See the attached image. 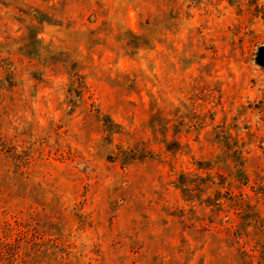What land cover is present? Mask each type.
Returning <instances> with one entry per match:
<instances>
[{
    "label": "rangeland",
    "instance_id": "1",
    "mask_svg": "<svg viewBox=\"0 0 264 264\" xmlns=\"http://www.w3.org/2000/svg\"><path fill=\"white\" fill-rule=\"evenodd\" d=\"M0 133L83 260L264 264V0H0Z\"/></svg>",
    "mask_w": 264,
    "mask_h": 264
},
{
    "label": "trees",
    "instance_id": "2",
    "mask_svg": "<svg viewBox=\"0 0 264 264\" xmlns=\"http://www.w3.org/2000/svg\"><path fill=\"white\" fill-rule=\"evenodd\" d=\"M5 142V135L0 133V146ZM11 150L13 152L12 148L5 150L4 147L2 150L0 147V166L6 164ZM17 160L19 167L22 165L21 159L18 157ZM5 187L0 183V264H92L91 257L83 260L86 254L77 249L66 235L45 228L41 222L42 214L36 207H26L24 203L16 206L17 202L12 204ZM236 202L242 211L237 238H242L245 235L242 228L254 221L259 227L254 243L259 247L258 243L264 237V215L248 197L239 198ZM255 252V248L245 252L243 258L251 260Z\"/></svg>",
    "mask_w": 264,
    "mask_h": 264
}]
</instances>
